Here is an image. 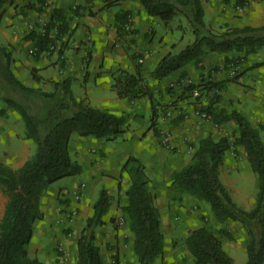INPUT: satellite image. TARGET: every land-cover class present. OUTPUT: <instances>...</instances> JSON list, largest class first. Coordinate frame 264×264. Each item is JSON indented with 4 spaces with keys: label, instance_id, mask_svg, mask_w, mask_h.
I'll return each instance as SVG.
<instances>
[{
    "label": "trees",
    "instance_id": "trees-1",
    "mask_svg": "<svg viewBox=\"0 0 264 264\" xmlns=\"http://www.w3.org/2000/svg\"><path fill=\"white\" fill-rule=\"evenodd\" d=\"M40 5L43 4L42 0ZM91 2L92 0H85ZM108 7L123 0H101ZM146 13L168 23L175 17L185 19L193 39L178 51L166 52L155 64L152 76L165 78L190 62H198L203 55L221 53L225 61H231L228 53L239 57L256 53L264 47V23L259 25L226 26L221 32L212 31L204 20L202 0H137ZM13 0H0V9ZM242 5L245 0H236ZM30 3H26L28 5ZM37 6L35 9H38ZM52 18L57 20V31L68 29V21L58 11ZM50 25L42 33L31 31L30 37L39 49H47L51 37ZM62 55L61 53H59ZM11 55L0 45V92L7 109L16 111L24 123V137L36 144L34 153L18 169L0 161V187L7 196L0 217V264H46L37 257L29 256L27 245L33 234V223L41 217L39 200L43 190L52 182L80 172L81 165L71 157L69 141L76 132L80 136L105 139L118 137L125 129L127 114H114L106 109L91 106L83 99H76L72 78L63 77L53 89L45 90L22 82L11 68ZM238 61V60H237ZM65 67L61 60L59 68ZM38 81L39 75L32 73ZM200 84L190 83L185 90L191 91ZM210 87L221 85L214 82ZM112 88L118 97L127 101L148 97L153 93L142 74V66L136 64L133 71L117 67L112 73ZM178 96L182 97L181 94ZM218 97V96H216ZM218 99V98H217ZM212 116L215 123L234 121L236 133L232 141L226 136L201 138L193 146L187 164L172 173L171 181L179 189L206 201L217 221H238L248 239L244 264L264 263V143L259 130L237 109L227 110L209 103L200 108ZM154 114V110H153ZM152 114V116H153ZM239 146L244 149L247 162L259 179L255 204L249 209L237 205L219 178V167L226 151ZM122 170L129 175V185L124 192L121 213L127 218L133 236V253L138 264L162 262L164 237L161 230L160 212L154 194L148 186L145 165L136 156H128ZM110 205V195L102 189L93 204V213L76 240L75 264H105L96 242L95 227L103 223V215ZM225 229L214 230L202 224L190 229L184 239L194 264H234L222 247V237L229 236Z\"/></svg>",
    "mask_w": 264,
    "mask_h": 264
},
{
    "label": "crops",
    "instance_id": "crops-1",
    "mask_svg": "<svg viewBox=\"0 0 264 264\" xmlns=\"http://www.w3.org/2000/svg\"><path fill=\"white\" fill-rule=\"evenodd\" d=\"M42 2L43 4L40 5L37 0H13L9 4L12 7H9L1 15L0 24L3 26L0 27V45L5 46L10 52L14 74L20 79V74L23 73L25 77L24 81L20 79L22 82L45 90L53 89L55 82L69 76L72 78L71 88L74 84H78L82 88V91L73 93L76 99H83L91 106L106 109L114 114L125 112L127 119L124 131L114 139L104 141L102 140L104 138L91 135H78V138L73 139L70 137L69 151L71 153V143L73 142L75 159L81 165V170L69 178H65L67 177L65 176L57 179V182H62L53 186L54 181L43 190L39 200L42 215L33 223V234L27 245L28 254L37 257L46 264H59L54 249L55 243L59 240L64 241V247L70 255L78 237L76 228L81 221L83 222L93 213L91 203L94 201V185L90 180L93 178L103 181L106 177L104 174L107 173L109 175L114 173L115 176L122 175L123 171L119 169L121 161L132 155L138 157L145 164L146 172L151 178L150 189L160 212L161 225L170 235L168 238L164 237L162 262L164 264H173L177 260L182 262V254L185 249H173L171 237L181 236L183 231L179 221L173 220L176 216L172 218L171 215L179 214L184 220L183 222L188 224L190 221H194L190 220L193 217L189 215L191 207L201 208L209 214L210 210H208L207 203L201 200L193 202L190 196L183 198L182 204H177L175 199H172L173 196H170L168 185L172 184V173L190 160L192 151L187 143L191 142L193 146L196 145L201 138L210 135V127L200 126L194 122L192 104L184 105L185 110L183 111L189 114L186 117L188 119H182V116H179L174 122L169 123L162 112L155 111L153 114L152 103L157 93L160 92L159 84H165L162 79V81L153 79L152 83L148 84L153 93L152 100L142 97L127 101L118 97L111 86L112 73L117 67L129 71L134 70L135 66L128 63L131 52L142 53L144 62H151L149 65L153 67L165 54L162 51L164 47L169 49L168 51H173L169 37L161 34L158 30L166 23L156 16L148 15L137 0H123L108 7H103L101 0H92L91 2L85 0H42ZM17 3L20 8L23 7L24 12L26 10L24 17L18 14L12 16L14 14L12 9ZM25 3L30 4L27 6L24 5ZM37 6H39V10L35 9ZM252 7L253 4L250 3L248 8L250 12L240 19V24L237 23L235 26L264 23V4ZM53 11H58V14L64 15L68 21V29L61 36L62 41H64L65 35L70 34L69 42L64 49L61 45L62 54L65 55V67L62 71L59 68L56 51L49 54L44 48L39 49L38 44L30 37H26L27 33H24L23 36L18 33L25 27V22L33 19L36 15L39 17L37 18L38 23L43 24L41 26L43 30L48 25L57 23V20L52 18ZM36 32L39 33V31ZM167 32L171 33L172 28H169ZM49 35H52L50 31ZM172 38L170 37V39ZM192 63L185 64L177 71L184 73V70L188 69L187 67ZM242 67L244 68L239 71L241 73L236 82L234 79L233 81H224V85L228 87L222 91V101L230 109L239 110L254 127L258 128L260 136V131L264 132V47L255 54L249 55ZM144 71L142 68V74ZM33 72L39 75L38 81L33 79ZM90 81L93 86L89 85ZM217 105L225 108L224 104L217 103ZM246 109H250L252 113L250 117L244 114ZM173 114L174 111L171 117ZM142 117H148L149 124L147 126L140 122L139 118ZM130 121L133 124H130ZM22 122L20 115L16 111L7 109L3 102L0 106V161L13 169L20 168L35 151L33 144L35 142L24 137L25 128ZM158 128H169L172 131V139L177 146L174 151L171 152L160 146L157 140ZM183 137H187L188 141L186 142ZM262 142L264 143V141ZM89 148H96V151L91 153L88 151ZM98 154L106 159L104 170L95 162ZM243 160L245 161V159H235L228 151L227 155L224 154L219 167V178L231 197H233V193L222 178L223 167L230 165L231 168H236ZM246 168L248 169V167ZM237 175L240 177L244 174L238 173ZM110 179L111 177L108 180ZM123 180L126 182V177H123ZM80 182L86 183V187L80 200L75 202L78 214L76 222H71L75 237L66 238L62 231V213L59 207H65L68 202L73 200V190ZM115 188L117 187L114 184L113 189ZM99 193L95 196V201ZM91 195L92 199H90ZM233 200L235 202V199ZM6 201L7 196L0 187V217ZM242 208L247 209L246 207ZM120 214V208L110 201L109 208L103 215V223L95 227L96 242L101 244L100 252L105 257L114 252L125 264H138L133 254L132 234L129 233L128 228H120L111 220V218L119 217ZM183 229H186L184 233H187L190 228ZM125 233H128L127 244H123L122 241ZM73 263V259H70L65 264Z\"/></svg>",
    "mask_w": 264,
    "mask_h": 264
},
{
    "label": "rangeland",
    "instance_id": "rangeland-1",
    "mask_svg": "<svg viewBox=\"0 0 264 264\" xmlns=\"http://www.w3.org/2000/svg\"><path fill=\"white\" fill-rule=\"evenodd\" d=\"M245 2L246 3L239 5L236 3V0H202V4L204 5V8H205L204 20L206 21L207 25L212 31L216 33L221 32L226 26H235L237 23L240 24L241 23L240 19L241 18L243 19V17L250 12L248 9L250 6V3L253 4L252 8L256 7L257 5L261 6L262 4H264V0H245ZM18 5L19 3H17L15 7L12 9L14 11V14L12 16H15L17 14L23 16L26 14V10L24 12L22 9L23 7L20 8V6ZM9 7H12V6H10L9 4L8 5L6 4L2 9H0V20H1V15H3L4 12ZM37 18H39L38 15H36L33 19H30L25 22L26 23L25 27H23L18 32L20 33V36H23L24 33H29L31 31H34V32L39 31V33H42L44 31L43 28H41L43 24L38 23L39 21H37ZM1 26L3 25L0 24V27ZM165 28L167 31L169 28H172V32L171 33L167 32ZM158 30H160L161 34H164L167 37H169V41H171L170 45L172 44L173 51H178L179 49L184 47V45L191 42L193 39V35L191 31L188 28V25L185 19L182 17H175L174 19L166 23L164 27L158 28ZM49 31L52 33V35H50L51 41L52 39H56L57 53L59 54L61 53V50H62L61 45L64 49L67 43L69 42L70 34L68 33V35H65L64 41H62L63 40L61 38L62 34H59V30L57 31V23H53L50 26ZM36 33L38 34V32ZM170 37H173V38L170 39ZM156 40L158 39L156 38ZM161 40L162 38L160 39V41ZM160 41H157V43H160ZM58 49H59V52H58ZM168 50L169 49H166L165 47L162 49L164 53L168 52ZM46 51L47 53L50 54L53 52L55 53L56 50L49 51L47 47ZM235 54L237 53L232 52V53L227 54L229 59L233 58L231 61H225V56L221 53H210L207 55H203L200 61L193 62L192 64H190V66L187 67L188 69L184 70V73H182L181 71H176L173 74L165 77L164 79L162 78L165 84L163 85L159 84L161 88L160 92L157 93L152 103L154 112L155 111L162 112L163 116L170 123L171 121L174 122L175 119H178L179 116H182V119H188L186 117L189 114L186 111H183L185 110L184 105L192 104L194 122L197 125L204 126V127H210L209 128L210 135L213 136L214 138H218L220 136H226L228 140L232 141L236 133V125L234 121L228 120L222 123H215L213 122L212 116L210 115L207 118L202 117L200 114L203 111H201L200 108L204 107L205 105L209 103H213V104L221 103L225 105V102L222 101L223 99L222 91L223 90L225 91L228 86L224 85V81L226 80L233 81L234 79V81L236 82L238 76L241 73L239 71L241 70V68H244L242 66H244L246 59H248L249 55L250 56L252 55V54H249L244 57H239V55L235 56ZM142 55L143 54L140 52L138 53L131 52L128 58V63H130L132 66H135L136 64H140L142 68L145 70L143 75L149 84V83H152L153 79H156L152 76V70L154 66L152 67L149 65L151 64V62L145 63ZM62 57L65 60L64 54H62ZM139 58L141 59V61H139ZM58 62L60 64L61 60H58ZM12 66H13V59L11 61V68ZM24 77L25 76L23 73L20 74V79L22 81H24ZM159 80L162 81L161 79ZM217 81L221 83L219 87L217 86L210 87V85H208V84H211ZM190 83L200 84L199 86L193 87V90L196 89L198 91V95L194 96L192 93L193 92L192 89L191 91L184 89L186 85ZM89 85L93 86L92 81H90ZM72 88H73L74 94L82 91V88L78 84H74ZM1 90L2 89L0 88V91ZM2 94L3 92H0V106L4 102L1 98ZM179 94H181L182 97L178 96ZM224 107L227 109H230L229 107H227V105H225ZM173 111H174V114L171 117ZM244 114L247 115L248 117L252 115V113L250 112V109H246L244 111ZM139 119H140V122L144 126H147L149 124L148 117L147 118L142 117ZM129 123L133 124L132 121H130ZM157 135H158L157 140L161 147L165 149L167 148L171 152L177 148V146L174 144V141L172 139L173 138L172 131L169 128L168 129L158 128ZM260 137L262 141H264V132H262V130L260 131ZM73 138H78V134L76 132H74L71 135V139ZM183 139L186 142L188 141L187 137H183ZM102 140L105 141L106 139L104 138ZM33 144L36 149V144L35 143ZM187 145L189 146V149H191L190 151H192L193 153L194 151L193 143L188 142ZM240 149L241 147L235 146V147H231L228 151L231 153V155L235 159L237 158L245 159V161L244 160L241 161V163H239L238 166H236V168H231L230 165H226V166L223 165L224 167L222 166L223 167L222 178L226 182V184L229 186L230 191L233 193L232 198L235 199V202L240 204L242 207H246L247 209H249L253 207V205L255 204L256 195L259 189V179L256 173H254L252 169L250 168L247 162V159H246L244 149L243 148L241 150ZM74 150L75 149H73V142H72L70 154H71V157L75 159ZM88 151L91 153H94L96 151V148H89ZM228 151L225 152L226 155L228 154ZM124 161H121L122 163H121V166L119 167L120 171H123L122 175L115 176L113 175L114 173H112V175H109V173H107L108 175L104 174L106 177H104L103 181L94 180L93 178L90 180L91 183H93L94 185V188H93L94 201H95V196L98 195V193L103 188H105L106 190H108L107 192L110 195L111 203H113L119 208H120V205L124 203V199H125L124 192L129 185V175L127 174L126 171L121 169ZM95 162L99 164L98 166H100L102 170L105 169L106 159L104 156L98 154V157H96ZM246 167H248V169ZM238 173L239 174L243 173L244 175L237 177ZM147 176H148V185L150 189L151 178L149 177L148 174ZM69 177L71 176H67L65 178H69ZM110 177L111 179L108 180ZM123 177H126L127 179L126 182L123 180ZM59 182H62V181L57 182L55 180V182L53 183V186H57ZM81 184H83V189H82V192H83L86 187V183L80 182L76 188H78ZM114 184L117 187L115 189H113ZM168 187H169V193L171 194L170 196H173L172 199H175L177 204H182L183 198H188L189 196L193 202L194 201L199 202L198 200H201L204 203H207L206 201L199 199L195 197L194 195L189 194L179 189L173 183L171 185H168ZM93 197L91 195L90 199H92ZM80 198L81 196L78 199L73 198V200L68 202V204L65 205V207H62V206L59 207V210L62 213V216H61L62 231L64 232V237L66 238H71L73 236L75 237V235L73 234L75 231H74L73 225H71V222H76L78 208L75 202L79 201ZM94 201L91 203V205L94 204ZM72 206H75L74 212L70 210ZM207 206H209L208 203H207ZM208 210H210V208ZM189 215L193 216L192 219L190 220H194V221H190V223L188 224L183 222L184 220L179 216V214L176 213L174 216L173 214L171 215L172 218L176 216L175 219L173 220L179 221L180 228L183 231V235L177 236V237L176 236L171 237L172 248L173 249L177 248L178 250H180V248L185 249V252H183L182 254L183 261L180 262L177 260V262L173 264H194L193 257L191 253L188 251L185 245L184 239L190 229L200 226L202 224L209 225L214 230H218L219 228L220 229L222 228L228 231L230 235L228 237L227 236L222 237V240H221L222 247L228 253V255L231 256L234 264H237V263L241 264L246 260L245 246H246L248 236L246 232L244 231L242 225L238 221L225 220L223 222H219L216 220L211 210L209 214L208 212H205L201 208H195V207L194 208L191 207V210L189 211ZM119 219L120 220L122 219V223H119ZM111 220L112 222H115L116 223L115 225L120 228L122 227L128 228L127 230L131 234L129 230L127 218L122 213L120 214L119 217L111 218ZM85 223H86V220H84L83 222L81 221L80 225H78L77 228L75 227L78 232V235L82 227L85 225ZM185 227L190 228L187 230V233H184V230L186 232V229H183ZM161 230L163 233V237H167V238L170 237L169 233L166 231V228L162 227V225H161ZM127 234L128 233H125L123 236V239H122L123 244H127V241H128ZM97 244L101 250V244L100 243H97ZM54 246H55L54 249L57 254V262L59 264H65L66 262H69L70 259H73L74 261L73 264H75L76 243L74 245L75 248L73 246V250L70 252V255L67 253L66 248L64 247V241L58 240ZM132 247H133V244H132ZM108 250H112V249L108 248ZM102 258L105 264H125L122 260H119V255H117L114 252L110 253L107 257H105L103 254ZM162 261H163V258H162ZM154 264H160V261L156 260Z\"/></svg>",
    "mask_w": 264,
    "mask_h": 264
},
{
    "label": "built area",
    "instance_id": "built-area-1",
    "mask_svg": "<svg viewBox=\"0 0 264 264\" xmlns=\"http://www.w3.org/2000/svg\"><path fill=\"white\" fill-rule=\"evenodd\" d=\"M48 49H49V51H55L56 50V54H58L57 53V42H56V39H53L49 43ZM58 52H59V49H58ZM57 56H58V60H63V57H62L61 54H58ZM139 61H141L140 58H139ZM60 70L62 71L63 69L61 68ZM192 93H193L194 96L198 95V91L196 89H194ZM200 115L202 117H204V118H207L209 116L208 114H206V112H202ZM82 189H83V184H81L78 188L73 190V193H72L73 194V198L78 199L82 195ZM70 210H72L74 212L75 211V206H72L70 208ZM119 223H122V219L121 220L119 219Z\"/></svg>",
    "mask_w": 264,
    "mask_h": 264
}]
</instances>
